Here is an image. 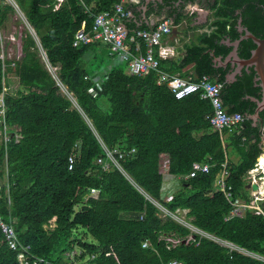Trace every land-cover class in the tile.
Returning a JSON list of instances; mask_svg holds the SVG:
<instances>
[{"label": "trees", "instance_id": "obj_1", "mask_svg": "<svg viewBox=\"0 0 264 264\" xmlns=\"http://www.w3.org/2000/svg\"><path fill=\"white\" fill-rule=\"evenodd\" d=\"M14 1L49 63L59 67L58 76L76 104L73 107L68 96L59 92L35 40L26 32L21 58L7 69L18 78V87L14 90L15 82H11L15 94L5 96L6 121L20 128L22 139L9 144L6 167L0 152V179L7 169L11 200L7 210L8 197L2 187L0 214L4 222L12 223L20 244L29 247L31 262L41 258L52 264H74L93 256L89 264H166L172 259L183 264H264L228 253L206 239L167 249L162 236L184 237L189 231L169 218L161 219L156 207L116 169L103 170L96 164L102 156L99 141L110 148L134 149L120 164L151 198L172 212L187 209L195 227L264 256V202L259 216L246 212L243 218L225 221L231 202L212 187L221 164L227 161V189L233 198L248 200L243 179L261 153L259 126L254 128L249 119L242 129L220 135L207 120L212 113L207 101L196 95L176 100L165 85L156 84V72L130 76L121 63L111 67L100 87L85 79L110 66L111 58L106 45L73 47V38L90 32L94 17L120 0H66L56 11L53 0ZM237 9L241 10V25L264 38V0H219L211 31L201 35L200 44L187 47L179 66L161 61L159 69L173 73L193 66L196 77L213 78L211 56L203 53L215 49V54L225 55L231 50L223 45L218 48V43L239 37L233 19ZM13 15L14 8L0 0V30L6 29ZM125 24L128 30L136 29L132 21ZM254 47L251 40H242L238 50L248 58ZM248 81L252 85L251 76ZM222 100L229 113H240L246 119L245 112H254L253 105L237 104L232 89L222 93ZM224 142L239 162L230 160ZM74 154L69 170L68 158ZM161 155L168 156V173L174 177L187 175L194 162H207L211 168L180 180L179 189L165 197ZM91 189L99 191L97 197ZM53 218L54 227L47 228ZM145 242L148 246L143 248ZM72 251L80 253L73 263L66 257ZM16 258L17 252L8 247L0 232V264H18Z\"/></svg>", "mask_w": 264, "mask_h": 264}, {"label": "built area", "instance_id": "obj_2", "mask_svg": "<svg viewBox=\"0 0 264 264\" xmlns=\"http://www.w3.org/2000/svg\"><path fill=\"white\" fill-rule=\"evenodd\" d=\"M3 3L11 5L15 10V19L17 13L20 14L28 33L35 40L39 56L42 63L44 64L45 70L54 81L55 85L59 90L68 96L71 102L74 99L70 94L67 93L66 87L61 82L58 76L59 67L52 66L42 50L39 39L32 27L28 24L23 12L19 9L14 0H2ZM54 6L53 11L59 9L61 4L65 0H53ZM127 0H120L114 4L112 9L103 11L94 17L91 31L85 34L75 35L72 41L73 47H79L82 45H90L94 43L106 45L108 48V55L111 58L110 66L103 68L100 72L85 79L91 81L96 86H101L107 76L110 73L111 67L117 66L118 64H126V72L130 76L143 77L150 72H156L157 79L156 84L158 86L165 85L176 100L184 99L191 95H196L202 101H207L211 108L212 113L207 117L210 127L213 131L220 133L233 130H240L243 127L244 116L240 113H229L224 106L221 93V84L217 81L212 80L209 76H201L195 80L189 78H180L176 75H170L166 72L159 70L160 60L170 58L173 56L172 48H170L163 39L165 36H170L172 29L180 28L187 24V17H183L175 22L171 18H163L161 22L154 28L149 30H128L124 27L125 21L129 18L130 11L126 7ZM192 9L188 12V17H191L198 8L191 6ZM25 34L21 29H14L11 32L6 33L4 30H0V68L2 71V91L0 92V152L3 153L2 161L3 164L7 163V149L9 144H18L22 135L20 134V128L16 126H9L6 121L7 108L5 104V96L14 95L11 87V82H15L18 78L7 71L8 67H14L21 56L22 38ZM157 46V52L155 53L154 47ZM145 49L144 52L142 51ZM172 54V55H171ZM17 82H15L14 90H16ZM76 106V105H75ZM223 137V136H221ZM102 150V156L96 160V164L99 165L103 170H109L111 168L116 169L138 192L151 202L159 212L161 219L169 218L181 227L186 228L189 233L188 235L181 237L174 234L162 236V239L167 245V249L175 248L181 244L187 245L195 240L206 239L215 243L216 245L225 248L228 253H237L244 257L251 258L264 263V256L246 249H243L227 240L221 239L213 234L205 232L191 223V218L188 217L187 209H176L174 212L169 211L159 202L151 198L145 193L128 175L123 169L120 161L134 153V149L125 150L118 147H108L102 141H99ZM264 153V152H263ZM262 156L259 155L257 163H255V170H251L247 177L243 180L248 183L250 194L248 200L241 198H233L232 193L227 189L226 180L229 175L227 168V161L221 164L219 172L215 175L212 187L214 192L222 193L226 199L231 202V209L229 213L224 217L225 221L233 218H243L246 212H250L253 215L259 216L262 214L261 203L264 202V196H261L262 183L260 174H264V168L260 165L259 159ZM75 154L68 158V169L71 170L75 162ZM211 165L207 162H194L187 175L179 177L180 180H188L194 178L197 174H204L210 171ZM256 171V173H255ZM9 180L7 176V169L3 178L0 179V190L2 187L5 188L7 195V210L10 208L11 200L8 195L9 193ZM252 185L257 187V190L252 189ZM97 191L92 189L91 194H96ZM10 213V212H9ZM53 224L50 223L49 228H53ZM0 232L3 235L4 242L8 247L17 252L18 264H30L31 255L28 246L20 244L17 238V234L12 226V223L4 222L0 214ZM148 243L142 244L145 248ZM80 253L72 251L66 254V257L73 263L74 258ZM93 256H89L84 264H89L93 260ZM31 264H52L44 259H34ZM74 264H77L75 262ZM166 264H183L182 261L172 259Z\"/></svg>", "mask_w": 264, "mask_h": 264}, {"label": "flooded vegetation", "instance_id": "obj_3", "mask_svg": "<svg viewBox=\"0 0 264 264\" xmlns=\"http://www.w3.org/2000/svg\"><path fill=\"white\" fill-rule=\"evenodd\" d=\"M137 4L130 8V15L129 18L132 17V21H134L135 26H143L144 23H147L150 18L156 20L161 18H176L177 16L181 15L188 6L199 5L204 9L210 11V16L213 18L216 9L219 7V0H136ZM249 5H252V2H248ZM245 7V6H244ZM241 10H235L233 13V19H236L237 22L242 18L239 16ZM240 18V19H239ZM236 22V24H237ZM236 24L234 28L236 27ZM241 25V24H240ZM245 27L244 25H241ZM138 27V28H139ZM246 28V27H245ZM236 30V29H235ZM248 30V28H247ZM211 29L207 32H210ZM249 31V30H248ZM237 32V30H236ZM237 36H240L237 32ZM225 37V36H224ZM227 37V36H226ZM238 38V37H237ZM237 38L229 39L230 41H234ZM223 44L218 43V48ZM225 46V45H223ZM227 47V46H225ZM228 48V47H227ZM213 53V56H211ZM210 58H211V67L213 70V80L219 82L221 84V93L226 92L228 89H232V93L236 94L239 99L238 105H242L243 103L247 104L248 107L253 105L255 111L256 103L253 101L254 99L260 98V88L258 86V82L254 81L255 73L253 68H242L239 70L234 76H232L233 72L235 71V67H232L230 63L224 64V59L227 54H215V49H211ZM237 54L241 59H247L242 57L239 50L237 49ZM220 57L221 62L213 61L214 58ZM251 76L252 85L249 86V77ZM231 79V82L227 80ZM254 94V95H253ZM253 112H245V116H249ZM245 121H249L246 118ZM244 121V123H245ZM252 122V121H251ZM253 126V122L251 123ZM259 126V132L263 134L264 131V110L258 112V118L256 119V125L254 128Z\"/></svg>", "mask_w": 264, "mask_h": 264}, {"label": "crops", "instance_id": "obj_4", "mask_svg": "<svg viewBox=\"0 0 264 264\" xmlns=\"http://www.w3.org/2000/svg\"><path fill=\"white\" fill-rule=\"evenodd\" d=\"M135 4H137L136 0H127L126 7L130 10V8L132 6H134ZM197 6L198 5H194L195 8H198ZM190 9H192L191 6H188L185 9V11L181 14V16L187 17V24L178 28L179 35H177L176 37H172V35L164 37L163 42H165L170 48H172L173 56L170 58L160 60V62L166 61L168 63L175 64L176 66H179L182 63L183 59L186 57L187 47L192 46V45H196V44H200L201 35H204V33H207V34L209 33L207 31L209 30V26L213 20V18H211V16H210V11L206 9L207 10L206 21L204 23L197 24L196 23L197 22V16H198L197 12L200 10H196L191 17H188V12L190 11ZM146 19H147V23H144L143 26H146L148 29H144V30H149V29L156 27L161 22V20L163 18H161L160 20L159 19L154 20L152 18H150L149 20H148V18H146ZM135 27L137 29L139 26H135ZM137 30H139V29H137ZM221 41H220V44H222ZM215 43H216V41H215ZM157 49H158L157 46H155L154 47L155 53L157 52ZM209 51H210L209 49L205 50L203 55L209 53V56H210L211 51L210 52ZM160 62H159V65H160ZM216 62H221V60L216 61ZM223 63L226 64L225 61ZM168 68H169V64H168ZM159 70L166 72L170 75H176V76H178L180 78H184V79L189 78V77L190 78L194 77L195 79L198 78V77H196L195 72L193 71V66H187L186 68L182 69L181 71L176 70V72H173V73L167 72L164 69H159ZM182 75H184V76H182ZM156 79H157V74H156ZM211 79L213 80V78H211ZM223 138L225 139L226 135H224ZM263 138H264V134H261V140H260V148H261V152H262L261 157H264V153H263L264 152V139ZM244 141H245V138L242 139V142H244ZM223 146H224V148H226V151L228 153V150H229L228 143L224 142ZM233 154L235 156L234 155H232L231 157L229 156L230 160L234 163L239 162V157H237V155L234 152H233ZM160 160L163 162V166L164 165L166 166L165 170L167 173L168 172V156L167 155H161ZM255 173H256V171H255ZM171 177L173 178L174 176H171ZM245 177H247V176H245ZM176 179H178L180 181L179 177H176ZM166 180H168V178H166ZM169 180H170V178H169ZM245 184H246V190L248 191V195H249L250 194L249 185L246 182H245ZM260 186H262V183L260 184ZM173 188H174L173 183H167L166 191L169 194H172ZM91 190H90V192H91ZM94 190H96V189H94ZM96 191H97L96 194H92L95 197H97L99 194V191L98 190H96ZM54 221H55V218H53L50 221V223H53V226H54Z\"/></svg>", "mask_w": 264, "mask_h": 264}, {"label": "water", "instance_id": "obj_5", "mask_svg": "<svg viewBox=\"0 0 264 264\" xmlns=\"http://www.w3.org/2000/svg\"><path fill=\"white\" fill-rule=\"evenodd\" d=\"M197 7L200 11L197 12L198 16L196 23L201 24L206 21L207 10L199 5ZM130 21H132V17L127 19V22ZM133 22L134 21H132V23ZM240 24L241 21L239 20L235 27L240 36L234 41H230L229 39L224 38L221 43L231 49L225 57L224 61L226 63H230L232 67L236 68L232 76H234L239 70L244 67L253 68V71L255 73L254 81L258 82V86L260 88V98L253 100L256 103V109L252 114L247 116V118L253 122V127H255L256 119L258 118V112L264 110V38H257L251 32H249L247 28L242 27ZM124 27L127 28L126 24H124ZM171 35L172 37H176L177 35H179L178 30L176 28H173ZM242 40H251L255 46L254 49L250 51V56L247 59H241L237 54V49ZM211 56H213V53L211 54ZM213 61H220V57L214 58ZM227 81L231 82V79H228ZM252 189L256 190L257 187L255 185H252Z\"/></svg>", "mask_w": 264, "mask_h": 264}, {"label": "rangeland", "instance_id": "obj_6", "mask_svg": "<svg viewBox=\"0 0 264 264\" xmlns=\"http://www.w3.org/2000/svg\"><path fill=\"white\" fill-rule=\"evenodd\" d=\"M9 5V4H8ZM16 17L17 18H19V19H15V16L13 15V17L11 18V20L7 23V27H6V29H4V31L6 32V33H8V32H11V31H13L15 28L16 29H21L22 30V32L25 34L26 32H28V28L26 27V25H25V23H24V21L22 20V18H21V16H20V14H18L17 13V15H16ZM15 82H17V80L15 81ZM59 92L63 95V96H65L60 90H59ZM14 93V92H13ZM66 97V96H65ZM73 107H76L75 106V104L73 103ZM107 107H108V105H106ZM228 155L231 157L232 155H234L233 154V152L229 149L228 150ZM235 156V155H234ZM262 167H264V164L262 165ZM166 166L164 165L163 166V162L160 160L159 161V170H160V173L162 174V177H163V187H162V189H161V191H162V193H163V195L165 196V197H170L171 196V194H169L167 191H166V186H167V183H173V185H174V188H173V191H172V193L173 192H175L177 189H179V186H180V181L178 180V179H176V177H171L172 175H170L169 173H166ZM169 176V177H168ZM166 178H168V180H169V178H170V180L168 181V180H166ZM261 195L262 196H264V192L263 193H261ZM77 209V208H76ZM53 222V221H52ZM53 224V223H52ZM47 228H49V227H47ZM80 234H82V233H80ZM77 264H84V262H78Z\"/></svg>", "mask_w": 264, "mask_h": 264}, {"label": "clouds", "instance_id": "obj_7", "mask_svg": "<svg viewBox=\"0 0 264 264\" xmlns=\"http://www.w3.org/2000/svg\"><path fill=\"white\" fill-rule=\"evenodd\" d=\"M65 1H66V0H65ZM65 1H64V2H65ZM64 2L61 4V6L64 4ZM54 3H55V2L53 1V6H54ZM61 6H60V7H61ZM60 7H59V8H60ZM173 21H174V18H173ZM74 102H75V101H74ZM72 103H73V102H72ZM75 105H76V104H75ZM73 106H74V105H73ZM244 118H245V117H244ZM245 120H246V119H245ZM245 120H244V121H245ZM243 124H244V123H243ZM242 139H243V138H242ZM261 154H262V152H261L259 155H261ZM256 163H257V159H256ZM255 169H256V168H254V170H255ZM167 173H168V172H167ZM260 178H261V181H262V186H261V191H262V190L264 189V179H263V178H264V174H260ZM134 189H135V188H134ZM135 190H136V189H135ZM256 190H257V189H256ZM136 191H137V190H136ZM143 191H144V190H143ZM261 191H260V192H261ZM137 192H138V191H137ZM144 192H145V191H144ZM139 193H140V192H139ZM145 193H146V192H145ZM140 194L142 195V193H140ZM142 196H143V195H142Z\"/></svg>", "mask_w": 264, "mask_h": 264}, {"label": "bare ground", "instance_id": "obj_8", "mask_svg": "<svg viewBox=\"0 0 264 264\" xmlns=\"http://www.w3.org/2000/svg\"><path fill=\"white\" fill-rule=\"evenodd\" d=\"M259 162H260V164L261 165H263L264 164V158H260L259 159ZM264 168V167H263ZM264 192V189L261 191V193H263ZM262 196V195H261Z\"/></svg>", "mask_w": 264, "mask_h": 264}]
</instances>
